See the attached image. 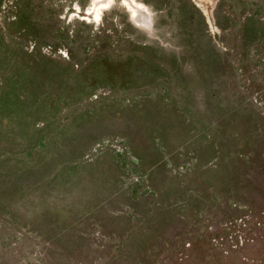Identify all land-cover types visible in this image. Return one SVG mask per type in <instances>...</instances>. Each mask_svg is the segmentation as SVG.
Segmentation results:
<instances>
[{"label": "rangeland", "instance_id": "obj_1", "mask_svg": "<svg viewBox=\"0 0 264 264\" xmlns=\"http://www.w3.org/2000/svg\"><path fill=\"white\" fill-rule=\"evenodd\" d=\"M137 1L0 0V264H264V0Z\"/></svg>", "mask_w": 264, "mask_h": 264}, {"label": "water", "instance_id": "obj_2", "mask_svg": "<svg viewBox=\"0 0 264 264\" xmlns=\"http://www.w3.org/2000/svg\"><path fill=\"white\" fill-rule=\"evenodd\" d=\"M114 1L115 0H112V2L110 3V0H103V2L100 3V6L109 5L108 6L109 8L114 3ZM121 1L123 5H125L127 10L130 12L131 20L134 24L142 28H147L149 30L152 29V25H153L152 13L145 5L138 2L137 0H121Z\"/></svg>", "mask_w": 264, "mask_h": 264}]
</instances>
